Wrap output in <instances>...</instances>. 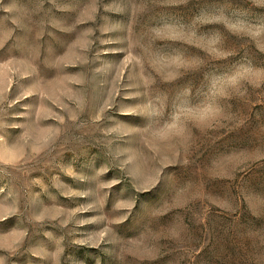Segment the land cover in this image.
<instances>
[{
    "label": "rangeland",
    "instance_id": "374dc122",
    "mask_svg": "<svg viewBox=\"0 0 264 264\" xmlns=\"http://www.w3.org/2000/svg\"><path fill=\"white\" fill-rule=\"evenodd\" d=\"M0 264H264V0H0Z\"/></svg>",
    "mask_w": 264,
    "mask_h": 264
}]
</instances>
